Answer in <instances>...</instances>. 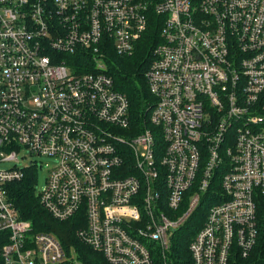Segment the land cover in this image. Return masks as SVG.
Segmentation results:
<instances>
[{
  "label": "built area",
  "instance_id": "2783aa9c",
  "mask_svg": "<svg viewBox=\"0 0 264 264\" xmlns=\"http://www.w3.org/2000/svg\"><path fill=\"white\" fill-rule=\"evenodd\" d=\"M150 23L163 41L147 72L153 127L140 130L105 60L133 53ZM81 53L90 62L68 63ZM35 157L55 158L43 206L87 220L80 237L112 264L166 256L217 174L193 264L250 255L264 209V0H0L1 257L72 264L10 199Z\"/></svg>",
  "mask_w": 264,
  "mask_h": 264
},
{
  "label": "trees",
  "instance_id": "16d2710c",
  "mask_svg": "<svg viewBox=\"0 0 264 264\" xmlns=\"http://www.w3.org/2000/svg\"><path fill=\"white\" fill-rule=\"evenodd\" d=\"M162 41L160 28L155 23H150V27L130 56L118 53L113 47L105 60L106 71L113 76L116 88L128 97L132 119L140 130L153 127L150 123V115L156 98L150 92L147 72L155 60V48ZM69 59L68 63L72 65L90 62L89 57L84 53L70 55ZM216 177L211 188L202 195L199 207L173 235L171 251L164 256L159 249L154 250V264H193L189 244L204 224L210 207L218 203L221 197L220 174ZM37 181L38 168L33 165L22 180L12 182L8 187L10 199L21 218L32 223L34 232L53 234L69 254H75L76 260L72 261V264H110L104 254L94 250L80 237L79 232L86 225L87 220L79 215L60 220L53 217L43 206L36 186ZM258 227V239L250 255L244 257L236 252L229 264H264L263 208L259 210ZM2 243L3 240L0 238V248ZM0 264H4L1 252Z\"/></svg>",
  "mask_w": 264,
  "mask_h": 264
},
{
  "label": "rangeland",
  "instance_id": "374dc122",
  "mask_svg": "<svg viewBox=\"0 0 264 264\" xmlns=\"http://www.w3.org/2000/svg\"><path fill=\"white\" fill-rule=\"evenodd\" d=\"M111 50H112V48H111ZM111 50H109L108 52H107V54H108V57H109V55H110V51ZM123 55H128V56H130L131 55V53L129 54H123ZM111 75V74H110ZM112 76V75H111ZM113 77V76H112ZM27 154V153H26ZM27 156H29L28 154H27ZM38 159V160H40L37 164H36V167L38 168V181H37V183H36V186H37V190L38 191H40L41 189H42V187L44 186V184H45V182H46V180H47V177H48V175H49V171H50V169L52 168V166L55 164V158H49V157H35V159ZM48 163V165H46ZM11 165V163H3V164H0V167H8V166H10ZM82 239L84 240V238L82 237ZM85 241V240H84ZM86 242V241H85ZM69 254V253H68ZM73 254V253H72ZM74 255V258H76V256H75V254H73ZM107 259V258H106ZM108 260V259H107ZM68 261L70 262L71 261V259L69 260V256H68V258L64 261V264H68ZM109 261V260H108ZM110 262V261H109ZM110 264H112L111 262H110Z\"/></svg>",
  "mask_w": 264,
  "mask_h": 264
}]
</instances>
